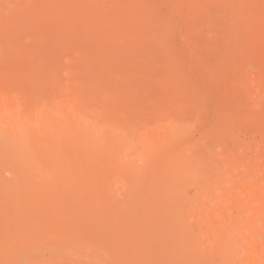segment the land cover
Masks as SVG:
<instances>
[{
	"label": "rangeland",
	"instance_id": "rangeland-1",
	"mask_svg": "<svg viewBox=\"0 0 264 264\" xmlns=\"http://www.w3.org/2000/svg\"><path fill=\"white\" fill-rule=\"evenodd\" d=\"M0 264H264V0H0Z\"/></svg>",
	"mask_w": 264,
	"mask_h": 264
}]
</instances>
